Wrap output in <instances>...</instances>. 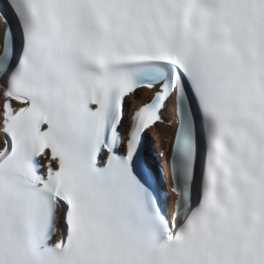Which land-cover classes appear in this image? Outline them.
I'll return each mask as SVG.
<instances>
[{"label": "snow or ice", "instance_id": "6c2138e0", "mask_svg": "<svg viewBox=\"0 0 264 264\" xmlns=\"http://www.w3.org/2000/svg\"><path fill=\"white\" fill-rule=\"evenodd\" d=\"M0 264H264V0H0Z\"/></svg>", "mask_w": 264, "mask_h": 264}, {"label": "bare ground", "instance_id": "6f19581e", "mask_svg": "<svg viewBox=\"0 0 264 264\" xmlns=\"http://www.w3.org/2000/svg\"><path fill=\"white\" fill-rule=\"evenodd\" d=\"M148 94L146 92H141L140 93V96H139V100H137L136 102H131V106H136L138 105L139 103H142V102H147L148 100ZM165 116L167 117V113H165ZM150 138H151V142H152V147L153 149H155L156 151H159L160 150V147H161V143H160V140L157 138L155 132H149L148 133Z\"/></svg>", "mask_w": 264, "mask_h": 264}, {"label": "rangeland", "instance_id": "374dc122", "mask_svg": "<svg viewBox=\"0 0 264 264\" xmlns=\"http://www.w3.org/2000/svg\"><path fill=\"white\" fill-rule=\"evenodd\" d=\"M148 139H150L151 140V138H150V136H149V134H148ZM152 146V145H151ZM153 148V147H152Z\"/></svg>", "mask_w": 264, "mask_h": 264}]
</instances>
